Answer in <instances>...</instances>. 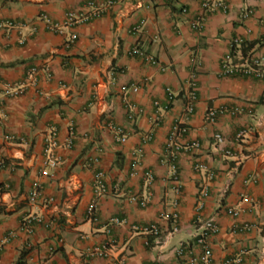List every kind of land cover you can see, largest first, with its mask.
<instances>
[{"label":"crops","instance_id":"1","mask_svg":"<svg viewBox=\"0 0 264 264\" xmlns=\"http://www.w3.org/2000/svg\"><path fill=\"white\" fill-rule=\"evenodd\" d=\"M225 1L194 29L201 0H0V23L14 22L0 26V264L23 252L25 264H188L175 248L200 257L196 239L209 219L218 227L211 264L235 257L264 264V79L222 73L223 62L249 55L264 67V0ZM68 13L96 14L71 30L63 26ZM71 31L77 37L68 44ZM135 46L159 64L131 55ZM16 89L22 93L10 94ZM176 122L187 131L170 157ZM52 135L58 162L43 176ZM193 141L198 148L185 149ZM98 171L109 188L122 189L99 197L91 222ZM34 189L39 198L30 203ZM129 193L150 201L142 207ZM174 212L179 229L168 235L173 222L162 215ZM113 217L124 222L110 223ZM150 223L158 237L131 228ZM99 247L106 256L93 254Z\"/></svg>","mask_w":264,"mask_h":264},{"label":"built area","instance_id":"2","mask_svg":"<svg viewBox=\"0 0 264 264\" xmlns=\"http://www.w3.org/2000/svg\"><path fill=\"white\" fill-rule=\"evenodd\" d=\"M228 7V4L225 0H218V1H213V0H201V8L203 9V12L198 14L193 21L191 22V26L194 29H198L202 26L203 24V20H204V15L206 12H213L215 10H225ZM185 9L183 8V11ZM94 14H86V15H76L74 13H68L66 16V19L63 23V26L69 27L71 30H73V28L81 23H85L86 21L90 20L92 18ZM250 14V10H245L242 13V16L244 18L248 17ZM0 26L2 27H7V28H12L14 26V22L11 20H6L0 23ZM51 30L57 31L59 33H61L62 29V25L58 24V23H51L49 24ZM138 30V26L135 25L132 27V31H137ZM76 33L71 31L67 40L68 44L73 43L76 40ZM236 42L240 43V40L237 39ZM130 54L133 56H136L138 58H141L143 60H146L152 64H159L158 60L151 54L144 52L143 50H141L140 47L135 46L131 49ZM222 73L225 75H241V76H253L259 79H264V67H263V62L261 59H259L258 57H254L252 55L246 56V60L244 63L241 64H231L228 61L223 62V69H222ZM138 86L137 85H133L132 86V91L137 92L138 90ZM122 89H126V86H123ZM22 89H16L15 91L11 92L10 94L12 95H19L22 93L21 91ZM7 92L9 93V91L7 90ZM194 93H191L190 96L187 98L188 100L186 101V112L190 113L192 111V101L194 99ZM157 104V102L155 103ZM165 109H168V105L164 106ZM215 115H216V111L214 109H209L207 110V116L206 119L212 123L215 121ZM109 127H111L113 130H115V138L117 141L123 143L126 141V135L125 134H120V129L119 127H115L113 125L112 121H107L106 123ZM187 131V128L180 122H176L173 126V128L170 131L168 140H167V150L170 152L169 156L173 157L174 153L176 151H178L181 146L178 144L177 138L182 135L183 133H185ZM54 134V133H53ZM215 140L218 143H223L224 139L223 136L220 134H215L214 135ZM151 140V135L147 134L145 136H143V142L147 143L148 141ZM56 141L55 138L50 137L49 142H48V147H47V155H45L44 161H43V167L41 169V174L43 176H47L49 175V169L53 168L56 166L57 164V158L54 156L53 154V147L56 146ZM199 146V143L197 141H193L190 144H188L187 146H185V149L187 148H192V149H197ZM52 150V151H51ZM172 174L176 176V167L173 163H171L170 165ZM144 177L146 179V181L151 182L153 180V174L150 170L146 171L144 173ZM93 187H94V192H95V198L91 201V203L88 205L87 210H86V216L87 219L91 222H97L98 221V215L96 212L97 209V200L99 199L100 196L104 195L107 192L110 191H121L122 188H120L119 184H114L112 187H108L106 182H105V175L102 171H98L95 174V179H94V183H93ZM39 198V194H38V190L34 189L31 191L30 193V197H29V201L30 203H36L38 201ZM129 199L131 201H138L139 204L142 207H145L148 205L149 201H150V194H147L145 197H142L140 199H138L136 197L135 194L133 193H129ZM243 201H248V197L244 196L242 197ZM47 203L46 200H44V204ZM227 212L230 215L233 216H237L238 215V211L235 208L229 207L227 209ZM163 218H169L171 219V221L173 222V226L172 228L168 231V235L177 232L179 229L178 226V219H179V215L174 212L172 214H164L162 215ZM34 222V218H32L31 220H29L28 224V228L30 227V223ZM124 222V219L120 218V217H113L110 219V223H114V224H119ZM31 228V227H30ZM131 228L134 231H139V232H143L149 235H152L154 237H158L160 235V230L158 228V226L155 223H150L148 225H132ZM249 225H243L242 226V230L244 229H248ZM218 227L217 224L215 222V219H209L206 220L201 229L200 232L198 233L197 239H196V245L200 248L201 250V254L200 257L198 258H192L190 257V252L188 248L185 247H177L175 248V253L179 256V257H184V256H189L187 257L188 260V264H211V260H212V251H211V244H210V238L212 237V235L214 233H216ZM262 240L264 241V237L262 238ZM263 253H264V247H263ZM93 254L98 256V257H102V256H106L107 252H106V248L105 247H99L96 248L93 251ZM240 257H235L233 259H228L224 262V264H239L240 263ZM145 264H161L159 261L157 260H153V261H149L146 262Z\"/></svg>","mask_w":264,"mask_h":264},{"label":"trees","instance_id":"3","mask_svg":"<svg viewBox=\"0 0 264 264\" xmlns=\"http://www.w3.org/2000/svg\"><path fill=\"white\" fill-rule=\"evenodd\" d=\"M12 264H25V252H23Z\"/></svg>","mask_w":264,"mask_h":264}]
</instances>
